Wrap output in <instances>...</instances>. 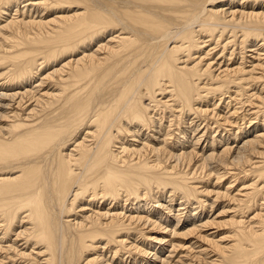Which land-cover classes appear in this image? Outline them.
I'll list each match as a JSON object with an SVG mask.
<instances>
[{
  "label": "bare ground",
  "instance_id": "6f19581e",
  "mask_svg": "<svg viewBox=\"0 0 264 264\" xmlns=\"http://www.w3.org/2000/svg\"><path fill=\"white\" fill-rule=\"evenodd\" d=\"M0 264H264V0H0Z\"/></svg>",
  "mask_w": 264,
  "mask_h": 264
},
{
  "label": "rangeland",
  "instance_id": "374dc122",
  "mask_svg": "<svg viewBox=\"0 0 264 264\" xmlns=\"http://www.w3.org/2000/svg\"><path fill=\"white\" fill-rule=\"evenodd\" d=\"M179 208V206H177Z\"/></svg>",
  "mask_w": 264,
  "mask_h": 264
}]
</instances>
